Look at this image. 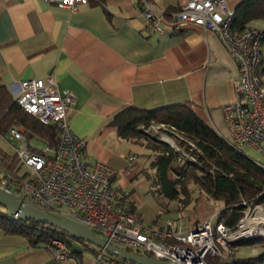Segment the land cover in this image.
Here are the masks:
<instances>
[{
	"label": "crops",
	"instance_id": "obj_1",
	"mask_svg": "<svg viewBox=\"0 0 264 264\" xmlns=\"http://www.w3.org/2000/svg\"><path fill=\"white\" fill-rule=\"evenodd\" d=\"M137 1L89 0L72 11L44 0H0V84L13 95L22 80L52 76L60 90L72 91L75 102L68 112L69 124L86 141V163L100 161L114 170L127 168L128 174H118L113 180L116 204L152 226L153 239L168 241L172 228L167 221L182 230L195 225L182 224L179 215L160 213L146 177L154 171L150 164L155 153L142 139L120 138L112 117L129 106L153 110L189 104L200 121L227 139L229 128L222 107L236 100L238 69L218 35L197 24L155 32L147 27ZM148 1L164 11L166 18L185 2ZM241 1L227 0V8L234 11ZM247 27L264 31V18L250 21ZM258 73L264 86V41ZM30 138L35 137L30 134ZM0 141L3 172L25 173L8 132L0 134ZM241 152L257 163L264 162L258 151L257 157ZM202 193L209 211L216 206L205 218L215 224L224 203ZM199 199L191 196L185 209H193ZM97 248L74 241L70 249L79 255L58 261L45 245L32 246L25 237L0 229V264H95ZM247 257L252 256L235 258Z\"/></svg>",
	"mask_w": 264,
	"mask_h": 264
},
{
	"label": "built area",
	"instance_id": "obj_2",
	"mask_svg": "<svg viewBox=\"0 0 264 264\" xmlns=\"http://www.w3.org/2000/svg\"><path fill=\"white\" fill-rule=\"evenodd\" d=\"M44 1L72 11L89 2ZM137 7L147 27L155 32L176 31L185 24H197L218 35L238 69L234 86L236 100L222 107L229 128V138L225 140L237 149L250 146L264 159V86L258 73L264 31L256 27L234 28V11L227 8V0H185L169 18L148 0H138ZM12 98L40 123L56 130L55 144H45L39 150L41 153L32 150L36 148L26 129L12 126L8 130L9 139L16 144L19 165L26 172H3L2 178L7 189L26 204L42 212L62 214L122 249L175 264H209L216 256L225 259L232 253L230 247L241 238L234 233L242 218L233 227L226 226L223 220L214 224L204 219L189 230L174 227L167 221V226L172 228L168 237L172 240H155L150 236L156 233L152 226L118 206L113 180L118 174H128L129 170H114L100 161L86 163V141L72 131L68 118L75 95L72 91L60 90L54 77L22 80ZM260 164L264 167V162ZM240 204L247 206L244 200ZM45 246L55 260L72 256L68 244L61 239H52ZM94 261L95 264H131L102 248H97Z\"/></svg>",
	"mask_w": 264,
	"mask_h": 264
},
{
	"label": "trees",
	"instance_id": "obj_3",
	"mask_svg": "<svg viewBox=\"0 0 264 264\" xmlns=\"http://www.w3.org/2000/svg\"><path fill=\"white\" fill-rule=\"evenodd\" d=\"M259 18H264V0H242L234 10L232 26L244 29L250 21ZM111 123L117 126L120 138L142 139L145 146L155 153L150 164V168L154 170L153 175L147 173L146 177L157 196L180 201L181 206L185 207L191 201L188 185L195 183L210 198L224 203L219 220H223L228 227L235 226L243 217L245 206L240 204L242 200L252 205L264 203V167L244 155L240 149L230 146L225 139L208 128L198 119L189 104H175L153 110L129 106L118 111L112 117ZM152 124L166 125L194 144V161L187 162L186 172L182 173L183 166H178L176 155L168 145L153 139L145 132ZM12 126H23L32 137L40 139L48 146L55 144L56 130L25 112L14 102L7 87L0 84V134H6ZM180 144L189 148L183 141ZM32 150L41 153L39 150ZM25 177L26 174L22 179ZM179 195H182V198H179ZM0 229L8 234L25 237L32 246L45 245L52 239L65 241L69 248L74 241L86 245L85 241L75 239L53 226L33 219L14 217L2 206ZM236 243L251 245L254 242L241 239L233 245ZM72 251V254L80 253L77 250ZM220 260V256H216L210 259L209 263L215 264ZM262 262L263 254H260L234 258L224 264Z\"/></svg>",
	"mask_w": 264,
	"mask_h": 264
},
{
	"label": "rangeland",
	"instance_id": "obj_4",
	"mask_svg": "<svg viewBox=\"0 0 264 264\" xmlns=\"http://www.w3.org/2000/svg\"><path fill=\"white\" fill-rule=\"evenodd\" d=\"M163 126L164 127H161L160 125L157 124L154 127H149L146 130L147 131L149 130L150 137L159 140L160 142H163L173 150V152L176 155V161L178 163V166H183L185 168V170H183L182 172L184 173L188 169L187 162L194 161V154H192V150H195L196 147L192 142L186 141L184 137L179 136L177 133H175V131L172 128L166 125ZM181 141H183L186 145H188L189 148L185 147L184 145H181L180 144ZM30 142L33 145V147H35L38 150H43L45 148V143L42 142L40 139L30 138ZM240 150L245 152L246 154H249L252 157H257V151H255L250 147L245 146L242 147ZM196 152H198V150ZM0 173L1 175L3 173V166L1 165H0ZM149 174L153 175V171H150ZM0 185L3 186L4 188H7L8 186L4 178H0ZM188 188L193 198H198V197L200 198L198 204H196L197 206L195 205L193 209L192 207L185 209V207L181 206L180 201L167 200L164 197H159L157 195H156V201L160 206L161 214H166L167 216H169L170 214H171L170 216L179 215V217L177 218L182 224L196 225L205 218H208L209 215L214 213L216 206L211 208L210 211L208 210L206 204H204L202 201L203 198L205 197H203L202 195L203 193L201 192V189L197 184L190 183L188 185ZM179 197L181 198L182 195H179ZM246 204L247 206L244 207V215L242 219L244 217H254V213L257 208L264 211V203L258 205L255 204L252 205L251 203L246 202ZM260 226L264 228V223H262ZM236 230H238V228ZM241 239L249 240V242H254V243H252L251 245H246V247L244 248L239 247L240 244L237 243L234 245L232 244V246L230 247L232 253L228 254V256L225 259H221L218 263L215 264H224L225 262L234 259L236 256H241V257L258 256L260 254H263V261H264L263 234L255 233L251 235H245L242 236L239 240Z\"/></svg>",
	"mask_w": 264,
	"mask_h": 264
},
{
	"label": "water",
	"instance_id": "obj_5",
	"mask_svg": "<svg viewBox=\"0 0 264 264\" xmlns=\"http://www.w3.org/2000/svg\"><path fill=\"white\" fill-rule=\"evenodd\" d=\"M0 206H2L11 215H17V217L21 219H33L43 224L53 226L68 233L75 239L83 240L99 248L105 249L108 253L134 264H175L169 261L156 259L148 255L130 252L110 244L97 236L90 229L62 214L46 213L29 206L23 200L18 198L14 192L1 185Z\"/></svg>",
	"mask_w": 264,
	"mask_h": 264
},
{
	"label": "bare ground",
	"instance_id": "obj_6",
	"mask_svg": "<svg viewBox=\"0 0 264 264\" xmlns=\"http://www.w3.org/2000/svg\"><path fill=\"white\" fill-rule=\"evenodd\" d=\"M264 223V211L257 208L254 217H244L238 224V230L235 231L234 236L242 237L255 233L264 235V228L260 225ZM264 264V261H263Z\"/></svg>",
	"mask_w": 264,
	"mask_h": 264
}]
</instances>
